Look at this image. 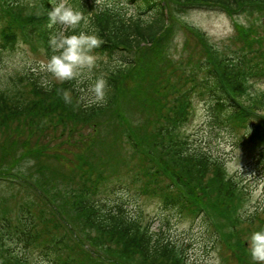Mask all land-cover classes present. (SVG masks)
<instances>
[{"label": "trees", "instance_id": "1", "mask_svg": "<svg viewBox=\"0 0 264 264\" xmlns=\"http://www.w3.org/2000/svg\"><path fill=\"white\" fill-rule=\"evenodd\" d=\"M109 1L111 7L104 8L97 15L92 10L78 8L79 0H69L74 8L84 13L90 29L103 41L95 51L110 57L116 53L121 56L118 62H113L105 78L111 89L107 102L102 105L83 103L74 81L43 82L33 75L25 82L23 80L21 90L0 91V147L2 142L12 138V131L19 125L26 128L43 121H54L69 132L79 126L98 133L104 128L102 122L112 119L115 131L110 134L120 141L127 159L137 158L135 165L139 171L123 179L136 189L137 195L170 200L167 206L177 214L202 208L203 215H207L208 210L212 230L220 234L217 238L229 239L232 251L239 252L238 264H253L247 245L250 236L247 234L250 230V235L264 230V214L255 207L244 215L234 216L229 223L227 215L235 210L241 198L245 199L238 181L224 177L223 161L205 148L208 146L195 143L187 146V141L178 138L175 131L189 110L191 97L207 91V107L216 124L234 132L245 121L241 124L243 127L253 125L248 130L245 128L243 134L249 141L264 139L263 126L253 124L247 118L239 122L237 106L230 99L233 97L243 104L264 110V93L253 95L246 86L249 75L264 72V44L257 41L264 33L256 34L255 30L264 24V0H129L136 8L130 14L113 8L114 4L125 6L121 0H116V3ZM169 3L177 11L188 7H208L220 9L228 16L235 15L236 11L248 17L262 16L257 23L249 22L246 32L239 23L234 24L236 40L244 46L246 53L254 54V58L248 60L239 55V61L226 63L222 59L217 60L213 57L215 50L207 47L202 33L182 24L186 33L200 40L203 55L195 61L192 55L184 53L175 60L171 56L163 58L173 60L178 66L173 81L169 83L176 92H162L158 103L149 96L142 105V110L147 111L143 112L145 118L131 124L111 104L114 98L111 94L118 89L121 77L136 70L138 73L142 71L138 58L134 56L136 51L155 49L167 42L175 21L173 16L168 23ZM51 7L50 0H0V50L14 46L12 39L15 35L10 34L18 31L20 26H33L34 46L44 48L50 58L52 53L48 41L58 26L49 29L41 18L48 17ZM250 11H255V14ZM165 28L163 35L167 34L162 41L163 35L159 39L158 36ZM159 55L161 58V52ZM257 60L261 62L252 64ZM185 64L189 65L187 73L191 80L188 84L191 86L180 91L181 79L186 74ZM155 81L160 84V81ZM162 88L166 87L162 85ZM62 90L70 93L71 104L65 103ZM140 95L141 91L136 97ZM245 97H251L249 102ZM78 149L76 155L79 156L84 150L82 144ZM16 160L15 156L12 163H6L0 157V185L13 188L10 194L0 197V264H33L28 259L31 252L38 253L48 264H188L184 250L179 249L168 236L162 235L159 229L142 227L141 214H130L120 206H109L104 199L98 201L87 197L100 181L112 176L104 173L102 165L90 163L87 171L76 177L59 173L60 180L55 179L56 185H60L52 184L45 188L42 174L36 177L31 171L23 173L18 166L20 160ZM14 162L16 171L12 167ZM2 179H12L18 186L21 185L20 180L24 185L14 188ZM32 188L36 189L35 192L30 191ZM10 200H14V214ZM50 204L55 208L53 212L49 210ZM201 218L203 224H209L204 217ZM77 237L79 239L76 240ZM91 251L103 254L108 263L97 260Z\"/></svg>", "mask_w": 264, "mask_h": 264}, {"label": "rangeland", "instance_id": "2", "mask_svg": "<svg viewBox=\"0 0 264 264\" xmlns=\"http://www.w3.org/2000/svg\"><path fill=\"white\" fill-rule=\"evenodd\" d=\"M121 1V4H125V6L114 4L113 8L115 10L125 11L127 14L136 11L134 4L130 3L129 0ZM78 3L80 4L78 8L80 7L85 11L92 10L94 13L97 12L98 15L104 8L108 7L110 1L101 0V3H96V0H79ZM167 10L169 11L168 23L173 16L175 17L167 42L155 49L143 48L138 53L136 51L134 56L136 59L138 58V62L142 66V73H138L136 70L132 74L121 77L118 89L111 94L114 95L111 104L117 107L122 117L126 116L131 124H137L142 117L145 118L146 115L143 112L147 111L142 110V105L149 96L154 102L158 103V97H161L165 92H176L173 87L169 86V83L173 81V77L178 71V66L173 61L177 56L182 53L192 55V60L195 61L203 55L200 40L192 34L186 33L182 28V24L194 27L204 34L207 47L215 50L214 57H217V60L222 59L226 63L239 61L241 60L239 55H244V59L248 60L254 58V54L246 53L243 50L244 46L235 38V22L241 24L243 31L247 29L245 16H228L222 10L208 7H193L177 11L170 3ZM250 12L253 15L255 14L254 11ZM146 13L147 11L144 12V14ZM249 20L253 23L258 21L259 17L258 15L254 18L250 17ZM43 22L48 25L49 20L43 18ZM23 30H27V28L25 27ZM165 30L166 28L160 33L158 39L162 37ZM255 30L256 34L264 33V24L258 26ZM30 34V42H25L20 31H16L14 46L0 50V91L21 90L26 79L33 78V75H36L35 78L41 79L43 82L45 80L54 81L43 68L49 57L46 55L44 48H36L33 45V32L30 31ZM166 34L163 35L162 41ZM257 41L264 44V34H261ZM160 52L162 59L159 55ZM94 54L97 56L94 76L102 75L104 78L110 73L113 62H118L121 58L119 53H116L113 57L99 54L97 51H94ZM166 56H171L173 60L169 58L164 60L163 58ZM245 56L247 57L245 58ZM205 57L203 56V58ZM184 69L186 74L181 79L180 91H184L191 86L188 84L191 80L187 73L189 65L185 64ZM155 80L160 81V84ZM162 85L166 88H162ZM247 85V87L253 86L250 89L253 95L264 93L262 91L264 90V81L251 83L249 79ZM74 86L83 103L89 102L90 104L94 102V97L88 91L86 84L77 88L74 82ZM156 89L159 91L155 92ZM140 91L141 95L137 98L136 96ZM245 98L247 99L245 101L249 102L250 98ZM205 103L206 101H199L198 96H194L193 100L190 101V106L194 111L192 122L182 128L180 120L176 127L177 137L184 135L195 144L208 146L205 148H209L212 155L221 158L224 162L227 174L236 176L239 179L247 195V200L241 202L242 212L239 215L245 210L252 211L255 207L264 212V164L260 162L258 156L252 155L264 145L252 147L247 144V139L239 141L232 130H225L223 126L208 118L209 111ZM245 105L248 106L246 103ZM258 111L261 113L262 117L260 119L264 123V110L258 109ZM238 117L240 118V116ZM53 122L43 121L38 125H31L26 128H22L23 126L20 125L16 126L12 131V138L2 142L0 147L2 160L5 159L6 163H12L15 156L16 161H18L24 154H27L18 163L19 168L23 169V173L31 171L36 177H41L42 174L45 177L43 179L45 188L52 184L56 187L60 185V183L56 185L59 173L76 177L80 173H85L90 163L102 165L104 173L108 172L114 176L106 179L110 181L128 178L127 175H136L139 171L135 165L137 158L127 159L120 141L110 134L115 131L112 119L103 121L104 128L98 133H93L91 128L80 129L79 126L76 127V130L74 128L70 129V132L64 127L63 132L60 125ZM56 124L57 127H55ZM252 126L250 125V127ZM237 133L238 135L241 134L242 130H238ZM12 139H15L14 142H12ZM84 143H88L89 146L85 147ZM81 144L84 150L78 156L76 154L79 152L78 148ZM15 162L12 167H14ZM114 187L120 190L109 193L107 185L99 187L98 189L103 194L102 198H105L111 207L118 205L130 214L145 215L151 229L155 231L159 229L162 235L168 236L179 248L184 250L188 264H238V259L234 255H230L229 251L224 252L222 250L208 224H203V218H201L203 215L197 217L195 221L189 215L178 217L174 210L164 208L163 203L157 197L138 196L136 189L128 186L115 185ZM32 189L33 191H30L35 192L36 189ZM12 191L13 188L10 189L1 185L0 197L1 195L10 194ZM106 191L108 192L106 193ZM10 203L12 214H14L15 211L12 206L14 200H10ZM53 209L55 208L50 204V212H53ZM234 213L235 216L238 215L236 212ZM229 217L233 218L230 215ZM142 226H145V224L142 223ZM250 232L251 230L248 232L247 237L250 236ZM90 254L95 256L97 260L108 263L103 258V254L96 251H91ZM222 255L226 256L225 260H223ZM32 261H35V264H48L45 259L39 258L36 254L33 255Z\"/></svg>", "mask_w": 264, "mask_h": 264}, {"label": "clouds", "instance_id": "3", "mask_svg": "<svg viewBox=\"0 0 264 264\" xmlns=\"http://www.w3.org/2000/svg\"><path fill=\"white\" fill-rule=\"evenodd\" d=\"M50 3L48 28L58 27L49 37L52 54L46 65H43L44 70L56 82L74 81L77 88L86 84L95 103H106L111 91L109 83L102 75L94 76L97 66L94 51L103 41L90 29L84 13L74 8L69 0H50ZM96 3H101V0H96ZM62 92L65 103L71 104L70 93L65 90ZM247 245L253 264H264V230L254 231Z\"/></svg>", "mask_w": 264, "mask_h": 264}]
</instances>
